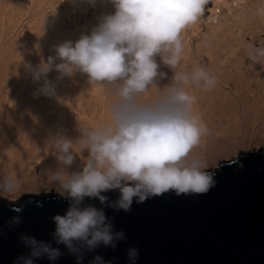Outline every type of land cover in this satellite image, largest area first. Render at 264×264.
Here are the masks:
<instances>
[{"label":"clouds","instance_id":"clouds-1","mask_svg":"<svg viewBox=\"0 0 264 264\" xmlns=\"http://www.w3.org/2000/svg\"><path fill=\"white\" fill-rule=\"evenodd\" d=\"M94 5L97 0H85ZM113 11L102 15L97 24L76 41L54 46L55 55L29 65L32 80L40 84L39 94L56 95L57 80L76 73L88 82L102 84L114 98L108 105L109 118L95 127L81 128L75 142L57 133L52 150L57 167L47 172L50 182L70 201L65 215L53 218V238L77 256L94 251L101 244L115 246L123 233H114L103 209L83 206L85 198L108 204L103 193L119 191V198L109 204L128 211L134 198L143 203L149 197L169 191L177 195L206 193L214 185L212 175L198 156L193 155L206 129L193 112L194 97L186 90L191 85L210 90L216 79L204 67L190 72L178 71L183 51L182 32L195 23L204 11L205 0H108ZM253 60L264 57V48L249 50ZM159 58V62L158 59ZM170 83L160 88L150 102L142 99L158 87L167 73ZM87 152L78 171H69L76 160L75 148ZM17 185L0 175V196L15 192ZM20 211V209H14ZM18 223V218L16 219ZM30 255L18 258L17 264H34L47 257L54 262L59 248L33 237H22ZM138 257L129 250L133 264ZM92 264H105L95 257Z\"/></svg>","mask_w":264,"mask_h":264},{"label":"bare ground","instance_id":"bare-ground-1","mask_svg":"<svg viewBox=\"0 0 264 264\" xmlns=\"http://www.w3.org/2000/svg\"><path fill=\"white\" fill-rule=\"evenodd\" d=\"M17 1L0 0V175L9 177L17 188L29 186L33 189L51 183L47 172L57 167L51 143L53 136L60 133L75 142L80 137L81 128L95 127L109 118L108 105L114 98L110 92H101L108 89L104 85H91L88 81L74 83L71 88H67L79 90L75 95L65 94L61 90L68 83L57 79L54 81L55 96L39 94L37 89L40 84L32 80L28 66L35 67L40 63L37 49L41 42L25 43V36L32 34L40 38L42 33L37 30L41 28L40 18L46 11H41V7H38L40 3L35 1L31 0L30 3L22 0L21 4ZM258 2H255L256 6ZM262 10L264 13V7ZM28 13L32 17L28 25L33 26L26 28L24 38L19 40L15 33L16 28L21 18ZM262 13L247 16L244 12L235 10V21L232 24L219 26L221 30L217 33L215 32L219 30L218 27H209V36L217 38L222 34L220 41L212 39L214 41L209 48L212 58L210 69L216 84L207 91L191 85L186 88L194 97L193 112L206 129L193 151V155L198 156L202 162L216 161L220 156L235 153L232 149L236 148V144L241 146L252 141L264 143V71L257 74L252 67L245 69L242 63H234L232 59L234 67L222 65L220 52L217 51L219 45L225 44L228 51L235 47L230 46L232 40H235V34L229 30H235V26L244 28L247 25L245 19L254 22L257 30L264 31ZM36 20L40 21L36 23ZM230 54L234 57L238 55L235 49L230 50ZM178 71L190 72L181 65ZM168 73L169 79L166 82L161 80L158 87H153L142 97L143 100L150 102L159 95L160 88L169 84L173 76L171 70ZM255 80L259 87L253 91ZM222 84L229 86L230 90L222 91ZM67 111L74 112V117L77 116L72 119V123L69 115L61 120ZM74 151L77 157L69 171L80 170L87 157V152L79 147ZM43 164V170L38 174L37 168Z\"/></svg>","mask_w":264,"mask_h":264},{"label":"water","instance_id":"water-1","mask_svg":"<svg viewBox=\"0 0 264 264\" xmlns=\"http://www.w3.org/2000/svg\"><path fill=\"white\" fill-rule=\"evenodd\" d=\"M207 172L214 185L206 193L169 191L143 203L134 198L128 211L109 206L119 198L118 190L103 193L108 204L85 198L82 207L103 209L123 238L114 247L82 250L80 264H92L97 256L105 264H133L130 249L138 252L134 264H264V150L240 154ZM69 204L53 192L17 204L0 200V264H17L30 255L24 236L59 248L54 264H77V256L53 238V218L65 215ZM34 264L53 262L45 256Z\"/></svg>","mask_w":264,"mask_h":264},{"label":"rangeland","instance_id":"rangeland-1","mask_svg":"<svg viewBox=\"0 0 264 264\" xmlns=\"http://www.w3.org/2000/svg\"><path fill=\"white\" fill-rule=\"evenodd\" d=\"M18 1L17 2L21 4L20 2H22V0ZM28 1L31 3V0ZM32 1H35L37 4L40 3L38 7H41V11L44 9L46 13H42L43 17L40 18L42 22L41 28L38 29L37 27H35L38 29L37 32L40 31L42 33L40 38L35 37V35L29 34L28 36H25V43L39 44L41 42V45L37 49V51L39 50L38 57L40 60L41 58L46 60L48 56L55 55L53 50L54 46L69 40L76 41L82 34L90 32V30L97 24L98 19L102 15L111 13L113 11L112 5L108 3V0H97L94 5L88 4L87 2H85V0ZM256 1H259L258 6L255 5ZM263 7L264 0H205L204 11L202 15L195 23L189 25L181 34L183 51L180 57V65L186 67L187 69H189V71L193 70L196 67H204L212 75L213 71L210 69V61H212V58L209 54V48L212 46V41H214L212 39L220 41V36L222 34L217 36V38L212 37L211 35L209 36V27H218L219 30L215 32L217 33L221 30L219 26L232 24L235 21V19L233 18V12L235 10L244 12V14H246L247 16H257L258 13L260 14L263 12ZM31 18L32 17L29 16V13L25 17L23 16L21 18L15 32L19 40H22L24 38L23 35L27 32L25 31V29L29 26H33L28 25ZM40 20H36V23ZM245 20L247 25H245L244 28L235 26V30H229L230 33L238 36L236 38V36L234 35L235 40L233 39L232 43H230V46L235 45V47H233L232 49L237 50L238 55L236 57L232 56L231 54L229 55V52L232 49L228 51V48L225 44L224 46H217V51L220 52V58L223 63L222 65L233 66L235 62H239L243 64V67L245 69L252 67V69H254L257 74H260L264 71V57L253 60L249 55V50L254 48H264V31L257 30V25L254 22H251V20ZM230 27L231 26H229V28ZM221 44H223L222 41ZM157 59L159 62V58ZM231 59L234 60V63ZM40 60H38V62H40ZM31 63L34 62L31 61ZM161 71L167 73V78L162 80V82H166L169 79L168 72L170 71V69L161 66ZM57 76L58 73L53 71L49 74V79L54 82L56 81L55 79ZM60 81L68 83L66 88L62 89L61 92L65 94L71 93L75 95L79 90L67 88H71V84L74 83H87L88 79L86 75L76 73L74 76L65 77ZM253 83L254 86L252 90L256 91L259 87L257 86L258 82L255 80L253 81ZM221 89L222 91L230 90L229 86H227L226 84H222ZM107 90L108 89H103V91L101 92L109 93V91ZM70 100L73 101L72 98ZM71 101H69V103ZM73 113H71L70 111L65 112L64 117H62L61 120H64V118H66L65 115H69L68 117L70 119V122L72 123V119H75L77 117H74ZM235 147L236 148L232 149V151H235V153L233 154H225V156L223 155L224 157L220 156L216 161L209 160L208 162H203L206 168L205 171L216 170L219 168L220 163L236 159L240 154L264 150V143H254V141H252L248 144L244 143L241 146H239V144H236ZM44 161L45 160H42V162ZM43 166L44 164L38 166V174L42 172ZM51 192L61 195L57 190V186L51 182L47 185L41 186L40 188L32 189L29 188V186L17 188L16 191L10 195L0 196V200L7 204H17L26 197L40 196L43 194L48 195Z\"/></svg>","mask_w":264,"mask_h":264}]
</instances>
